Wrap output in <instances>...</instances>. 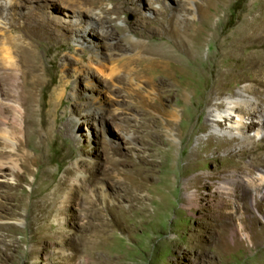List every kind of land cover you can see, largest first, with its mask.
<instances>
[{"label":"rangeland","instance_id":"374dc122","mask_svg":"<svg viewBox=\"0 0 264 264\" xmlns=\"http://www.w3.org/2000/svg\"><path fill=\"white\" fill-rule=\"evenodd\" d=\"M81 1L90 0H73L72 8ZM97 1L103 8L115 7L114 13L107 17L100 13V18L112 33L108 42L116 48L128 46L131 41L152 45L160 41L173 43L170 31L183 25L180 19L170 22L173 17L168 10L160 26L155 19L161 16L153 10L155 0H139L140 13L124 0ZM22 2L23 6L17 8L21 13L15 15L11 31L4 36L0 30V36L10 41L6 45L11 48L14 41L36 49L41 80L48 85L42 89L41 83L35 89V97L43 99L45 106L34 103L30 148L20 143L22 137L16 136L15 140L20 138L16 140L17 149L8 152L19 164L29 156L27 171L20 169L19 184L7 170L0 175V264H105L104 259L111 256L119 264H256L248 258L261 246L229 250L231 227L210 203L203 201L205 206L194 207L192 211L184 206L183 180L178 169L185 163V156L200 157L198 164L187 172L188 178L216 171L214 163L203 161L204 158L215 157L222 167L242 157L239 151L217 148L219 135L211 133L217 136L212 139L203 128L210 106L186 116L178 106L170 107L165 97L166 85L159 78L139 92L127 75V69L138 64L109 53L108 44L97 33L100 25H83V43L74 23H61V31L41 26L38 31V28L25 31L23 24L34 12L29 7L36 8L38 1ZM183 4L174 7V11H186L187 4ZM215 5L217 11L209 16L197 52L203 62L216 51L210 45L216 35L213 29L219 31L220 38L225 34L231 36L245 22H252L260 11L264 12V0H221ZM55 9L60 7L57 5ZM142 15L147 20H142ZM59 16L63 17L53 9L49 17L56 20ZM198 17L196 14L192 19ZM159 31L163 32L161 39ZM178 35L182 38L180 32ZM258 43L255 51L264 52V39ZM93 47L106 56L102 70L88 61ZM116 70L122 72L121 78ZM212 88L213 96L217 97V91L228 95L237 85L231 82L228 88L220 82ZM200 92L188 93L185 105L197 108L194 99ZM11 94L14 97L8 92L9 106L4 107L10 127L11 104L15 99ZM41 110L47 120L44 124ZM165 110H174L176 115L166 116ZM83 115H89L87 123H83ZM165 119L173 124L171 135L165 131ZM244 120L251 122L248 115ZM169 144H173L170 158L166 156ZM207 144L210 146L203 151ZM254 156L263 159L264 146ZM250 157L247 154L243 159ZM166 173H170L171 185L175 186L173 194L165 187ZM210 190L212 187H205L203 193L208 197ZM65 196L67 202H62ZM106 202L123 210L131 223L129 231L107 226L113 213L105 208ZM62 208L64 212L60 213ZM210 220L218 224L216 231L206 225Z\"/></svg>","mask_w":264,"mask_h":264},{"label":"bare ground","instance_id":"6f19581e","mask_svg":"<svg viewBox=\"0 0 264 264\" xmlns=\"http://www.w3.org/2000/svg\"><path fill=\"white\" fill-rule=\"evenodd\" d=\"M33 1H38V3L36 8L29 7V11L34 12L29 16L28 21L23 24L25 31L31 30L32 32L37 28L38 31L40 26L51 31H61L63 29L61 23H74L79 28V30L77 29L78 37L83 43L84 40L81 37L85 32L83 25H100V27H97V33L102 41L108 44L109 53H115L118 58H130L131 62L138 64L136 67L126 69L128 70L129 81L134 82L139 92L148 86H152L159 78L166 85L165 97L168 99L170 107L172 105L178 106L186 116L202 111L204 106H210L203 128L212 139L217 136H213L211 133L219 135L217 148H223L233 153L239 151L242 157L241 160L231 161V164L222 167L215 157L210 159L201 158L203 161L214 163V170L216 171L210 172V174L204 172L202 176L197 175L188 178L187 172L198 164L200 157L194 154L185 156V163L178 169L179 174L182 176L180 179L183 180L184 206L192 211L194 207L201 208L205 206V202L210 203V206L215 208L214 211L231 227L230 238L232 243L229 244V250L249 249L259 245L261 246L259 251L255 252L248 260L254 261L256 264H264V158L259 160L256 159L257 156H254V152L264 146L262 143L264 137V52L255 51L258 42L264 39V12L260 11L256 16L252 14L255 16L253 21L250 23L245 22L239 29H234L235 31H232L231 36L225 34L223 38H220L219 31L213 29L216 35L211 39L210 45L216 51L209 54L206 62H203L198 59L197 52L205 37V28L209 16L211 12L217 11L215 3L221 0H198L196 2L195 0H155L156 6L153 10L161 16L155 19L160 26L164 22L168 10L172 11L170 17L173 18L170 19V22L173 19L183 21V25L179 30L173 27L170 31L174 37L173 43L160 41L152 45L140 41H131L130 45H120L119 48L108 42V38L111 37L112 33L102 25L103 22L100 18V13H103L104 17L114 13V6L111 9L103 8L98 5L97 0L78 2L76 8H72L73 0ZM138 1L124 0V3L133 5V8L140 13ZM183 2L187 4L186 11L184 10L182 13L175 12L174 7H181L184 5ZM57 5L60 10L55 9ZM21 6H23L22 0H0V30L4 32V36L9 30L11 31L10 26H14L12 23L15 21V15L21 13L17 12V8ZM53 9L56 10V13L61 12L63 17H56V20L49 17ZM7 14L11 15L10 18L6 17ZM196 14L199 16L198 19H192ZM140 18L147 20V17L143 15ZM257 29L261 30L259 34L256 33ZM25 31H22V34H25ZM179 32L182 38H179ZM157 35L161 39L163 32L159 31ZM1 38L0 144H2V147L0 148V175L3 176L7 170L9 175L17 182L22 177L20 169L24 168L27 171L26 162L29 160V156L26 161H21L19 164L12 156H8V152L17 149L15 144L18 137H22L23 140H20L22 145L30 148L32 134L30 129L34 124L32 118L34 103L38 102L40 107L43 108L45 106L43 99L38 100L35 97V89L42 83V77L39 73L40 56L37 55L36 49L32 45L27 46L18 42L17 44L13 41L14 48H11L10 45H6L8 41L6 42L3 36ZM104 43L103 45H105ZM93 49L94 53L89 56L88 61L102 70V66H105L104 59L106 56L94 47ZM144 55L149 56L145 57ZM223 64H226L227 67H223ZM116 72L118 76L122 74L118 70ZM139 78H143V81L137 82ZM220 82L228 88L232 82V84L237 85V88L234 90H231V88L228 95H223V92L219 90L216 92L218 96L214 97L215 92H213L212 87L215 83L220 84ZM41 85L42 89H45L48 84L43 82ZM195 90L201 91L196 94L195 99L193 98L198 106L197 108L187 107L185 105L187 95L191 91L195 92ZM8 92H12L14 97L12 94L11 96L15 98L13 105L11 104L13 109L12 127L7 124L8 120H6L4 113V107L9 106L10 102L6 97ZM199 103H201L200 106ZM163 114L174 117L176 112L165 110ZM246 115L251 118L250 123L244 120ZM40 116L41 122L44 124L47 120L42 110ZM87 116L89 115L81 116L84 117L83 123L89 121L86 119ZM56 120L60 119L56 117ZM186 121H188V117H186ZM17 127L18 130L15 129ZM165 128V131L171 135L173 124L168 119H165ZM16 136L18 137L15 140ZM257 137L258 139H256ZM209 146L210 144L204 146L203 151H207ZM172 149L173 144H169L167 157L171 156ZM247 154L251 157L245 161L243 156ZM169 169H172L171 165ZM169 174L166 173L164 184L167 191L173 194L175 186L171 185ZM17 184L19 183L17 182ZM205 187H212L208 197L203 193ZM205 196L207 197L206 200ZM203 201L205 202L203 203ZM62 202H67V196L64 197ZM105 208L113 213V217L107 226L120 227L129 231L131 223L120 207L106 202ZM62 212H64L63 208L60 209V213ZM206 225L211 226L214 231L218 228V224L214 220L206 222ZM245 242H248V244L246 245ZM104 260L105 264H119L114 261V256L107 257Z\"/></svg>","mask_w":264,"mask_h":264}]
</instances>
